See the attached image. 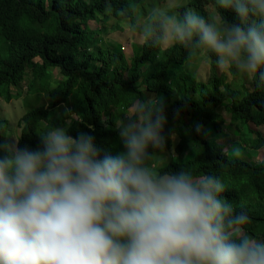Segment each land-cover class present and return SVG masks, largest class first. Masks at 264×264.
<instances>
[{
	"label": "clouds",
	"instance_id": "clouds-1",
	"mask_svg": "<svg viewBox=\"0 0 264 264\" xmlns=\"http://www.w3.org/2000/svg\"><path fill=\"white\" fill-rule=\"evenodd\" d=\"M189 3L145 10L130 0L120 15L145 44L181 46L189 60L209 54L220 70L264 83V0H215L236 22ZM131 108L116 126V154L102 155L89 132L70 135V123L45 130L35 148L0 142V264H264V239L246 230L252 218L219 177L156 166L177 158L165 105L137 99Z\"/></svg>",
	"mask_w": 264,
	"mask_h": 264
},
{
	"label": "trees",
	"instance_id": "trees-1",
	"mask_svg": "<svg viewBox=\"0 0 264 264\" xmlns=\"http://www.w3.org/2000/svg\"><path fill=\"white\" fill-rule=\"evenodd\" d=\"M129 2L0 0V97L9 101L12 91L23 92L26 77L25 94L43 93L48 100L18 117L19 147L35 148L45 130L70 123V135L89 132L102 155L116 154L123 151L116 130L121 116L131 114L137 99L160 100L168 117L165 131L175 132L167 147H174L177 158L159 167L219 177L227 199L252 218L246 230L264 239V153L259 154L264 150V83L250 76L247 85L246 75L235 68L218 74L215 57L200 53L209 64L202 79L195 71L200 63L189 60L181 46L161 50L137 40L127 53L102 44L107 36L127 33L120 10ZM189 6L205 17L222 13L236 22L235 14L219 9L215 0H190ZM178 108L180 117L174 119ZM7 122L0 114V142H7ZM241 125L250 136L241 138L242 144L228 141V130L239 137ZM234 145L241 149L239 158L232 155Z\"/></svg>",
	"mask_w": 264,
	"mask_h": 264
},
{
	"label": "rangeland",
	"instance_id": "rangeland-1",
	"mask_svg": "<svg viewBox=\"0 0 264 264\" xmlns=\"http://www.w3.org/2000/svg\"><path fill=\"white\" fill-rule=\"evenodd\" d=\"M157 2V0H143L142 1V6L143 9L147 10L150 6L154 5ZM212 15H216V14H212ZM114 18L110 19V23H113ZM122 27H124L126 30V24L125 22H121ZM137 40L139 41L138 38L134 37L130 32L124 33L122 34V36H119V33L117 34H112L110 36H107L104 38L103 43H107V44H111V46H113L114 48L117 47H121V49H123V51L129 53L131 50V43L133 41H136L134 43H137ZM37 60V59H36ZM195 63H200V65H198L195 69V71L197 72L198 77L205 79L207 77V75L209 74V64L207 63V60L205 58H203L201 55H199L197 58H195ZM218 74L220 72H222L223 70H220L217 66H215ZM54 74L57 77L59 75L58 70L56 71V69L54 70ZM245 80H247L248 82L247 85H249V79L250 76H245ZM27 78L25 77L22 81V88H23V92L18 91V93L16 91H12L11 92V98L9 101H5L2 97H0V114L1 116H4L7 119V132H6V138L5 140L7 141V143H12L15 141V139H17L20 135V126L18 121V117L22 114V112L25 110V108H27L28 106H33L35 104H44L47 105L48 104V100L45 94H36V93H29V94H25V83L27 82ZM21 89V88H19ZM132 111V109L130 110ZM131 113V112H129ZM226 114V123L228 124L229 121V115L227 113ZM253 124H249V127H253ZM246 125H241L240 126V136L238 137V135L234 134L230 129L228 130V141L231 140H237L236 142L242 144L241 138L243 139L244 136L249 137L250 136V131L248 130ZM259 129L261 131H263L262 127L260 126ZM227 131V130H226ZM264 133V131H263ZM226 138V137H225ZM264 153L263 149H260L259 154L262 155ZM170 158L166 157V156H161L157 162H156V166H160L161 164L166 163Z\"/></svg>",
	"mask_w": 264,
	"mask_h": 264
}]
</instances>
